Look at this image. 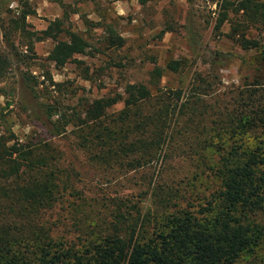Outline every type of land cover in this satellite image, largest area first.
I'll return each mask as SVG.
<instances>
[{
    "label": "rangeland",
    "instance_id": "obj_1",
    "mask_svg": "<svg viewBox=\"0 0 264 264\" xmlns=\"http://www.w3.org/2000/svg\"><path fill=\"white\" fill-rule=\"evenodd\" d=\"M20 7L33 10L25 30L34 35L9 28ZM216 17L210 0H0V55L8 61L0 79V135L6 145L47 149L59 185L33 228L5 221L9 235L84 252L99 237L123 234L137 215L146 219L136 229L150 233L165 216L195 211L211 198L218 188L214 162L230 140L224 118L260 76L258 51L240 49L225 36L226 25L215 29ZM53 20L61 21L57 39L75 31L88 45L59 68L46 59L54 41L35 39ZM109 30L122 38L121 46L110 45ZM249 36L264 49L262 26L251 27ZM174 60L179 68L172 71L166 64ZM139 83L152 107L168 103L162 147L139 164L91 159L75 144L86 107L116 96L104 110L113 115L125 104L128 86ZM259 252L236 264H264Z\"/></svg>",
    "mask_w": 264,
    "mask_h": 264
},
{
    "label": "trees",
    "instance_id": "obj_2",
    "mask_svg": "<svg viewBox=\"0 0 264 264\" xmlns=\"http://www.w3.org/2000/svg\"><path fill=\"white\" fill-rule=\"evenodd\" d=\"M137 1L142 5L150 0ZM210 1L217 10L215 29L226 25L225 36L240 49L258 51L260 67V76L253 79L244 102L224 118L230 140L222 143L214 162L218 188L211 198L195 211L182 209L165 216L150 233L136 229L137 221L146 219L137 215L121 229L123 234L99 237L84 252L73 246L54 248L51 239L46 244L37 243L35 237V243L16 239L5 231L4 222L12 220L33 228L39 214L55 202L58 175L50 168L47 149L17 142L6 145L0 135V264H236L241 256L263 254L259 250H264V49L249 36V29L264 28V0ZM32 13L20 7L9 28L34 35L25 30V17ZM60 24L53 20L35 33L36 40L54 41L46 59L55 68L88 47L75 31L66 30V39H57ZM108 39L112 46L122 45V38L113 30L108 31ZM7 65L6 57L0 55V79ZM166 67L175 71L179 62L170 61ZM22 78L28 79L26 75ZM126 93L125 104L113 115L104 110L118 100L116 96L94 99L86 107L84 121L74 131L75 144L91 159L109 163L129 158V164H139L162 147L168 103L161 100L152 107L149 90L140 83L129 85ZM174 94L178 98L179 92ZM145 105L150 110L144 113Z\"/></svg>",
    "mask_w": 264,
    "mask_h": 264
}]
</instances>
